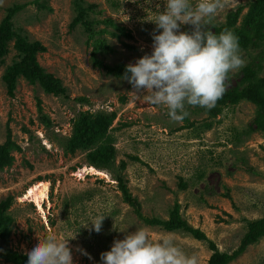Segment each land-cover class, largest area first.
Masks as SVG:
<instances>
[{
	"label": "rangeland",
	"instance_id": "1",
	"mask_svg": "<svg viewBox=\"0 0 264 264\" xmlns=\"http://www.w3.org/2000/svg\"><path fill=\"white\" fill-rule=\"evenodd\" d=\"M31 1L0 0V20L7 6L27 4L15 16L14 26L46 47L37 54V61L62 81L67 97L45 94L23 78H18L14 95L9 96L1 80L5 66L16 58L13 42L9 43L0 65V144L9 130L20 150L11 153L10 166L0 169V200L13 197L7 209L13 219L11 231L1 243L25 253L37 240L52 234L69 238L74 264H101L100 253L110 250L115 239L144 228L153 240L171 236L185 254L197 256L198 264H207L211 254L207 241L148 226L137 218L122 200L114 177L120 174L144 215L167 218L177 202L181 216L202 230L220 251L235 250L246 231V221L264 216V127L254 122L257 106L243 100L224 107L216 117H209L202 107L188 106L186 119L174 122L163 106L136 99L126 80L93 66V45L85 30L79 24L69 27L75 15L72 0H48L50 9H37ZM83 1L94 4L90 17L113 21L94 26L106 29L100 36L108 50L97 54L105 63L127 65L151 54V33L156 28L151 20L164 10L165 0ZM254 1L228 0L208 30L222 27L229 13L242 8L238 25ZM181 30L190 31V26L182 25ZM262 37L240 46L245 66L257 69V77L264 76V32ZM244 67L228 74L226 90L242 80ZM85 110L116 113L107 132L115 158L110 168L98 169L101 175L92 174L86 151L69 154L62 146L71 134L72 120ZM121 160L125 161L122 169ZM181 182L186 183L184 189ZM42 184L47 187L39 202L35 197L25 198ZM98 216H105L102 231L90 233L83 225ZM77 247L92 259L76 251ZM0 264L9 263L0 260ZM229 264H264V236Z\"/></svg>",
	"mask_w": 264,
	"mask_h": 264
},
{
	"label": "clouds",
	"instance_id": "2",
	"mask_svg": "<svg viewBox=\"0 0 264 264\" xmlns=\"http://www.w3.org/2000/svg\"><path fill=\"white\" fill-rule=\"evenodd\" d=\"M227 3L228 0H165L164 10L151 20L156 26L151 33V54L145 53L135 63H128L122 76L132 86L136 99L163 106L174 122H182L189 115L188 106L209 110L215 107L226 91L228 74L245 66L233 32L224 30L217 34L208 30ZM182 25L190 26V31H182ZM104 218L98 216L83 227L90 233H100ZM76 251L92 259L83 248L77 247ZM24 254L26 264H74L69 238L58 239L52 234L37 240ZM100 261L198 264L197 256L185 254L171 236L153 240L144 228L115 239L110 250L100 253Z\"/></svg>",
	"mask_w": 264,
	"mask_h": 264
},
{
	"label": "trees",
	"instance_id": "3",
	"mask_svg": "<svg viewBox=\"0 0 264 264\" xmlns=\"http://www.w3.org/2000/svg\"><path fill=\"white\" fill-rule=\"evenodd\" d=\"M48 0H33L37 9L47 8ZM27 5L26 3L13 4L5 8L3 17L0 20V65L4 62V57L9 52V43L16 54L15 59L7 64L1 75V80L9 96L13 97L17 86L18 78L25 79L31 85H38L45 94L52 96L67 97V88L62 81L53 73L47 72L37 61V54L44 52L46 47L40 41L29 40L18 28L14 26L15 16ZM72 8L75 13L69 27L72 29L76 25L83 27L87 34L88 41L93 45L91 52L92 64L101 68L106 74H111L117 78H122L126 64H108L99 58L97 54H103L108 50V45L104 38L100 36L105 32V28L95 29V24L100 22L112 23V19L98 20L90 17L94 12V4H86L83 0H72ZM47 9H50L49 7ZM242 8L228 14L225 24L214 26V33L229 30L238 38L239 46L245 47L247 43L255 37L261 38L264 32V0H255L248 7L247 12L240 19L237 25L239 12ZM120 32H124L122 27H117ZM118 37L119 34L111 33ZM130 36V34H126ZM263 38V37H262ZM257 69L245 66L242 80L229 90L217 101L212 109L203 108L209 117H216L224 107H234L243 100L252 102L257 106V114L254 122L257 126L264 127V76H256ZM87 101V100H85ZM124 101V98H121ZM116 117L114 111H80L72 120L71 134L62 141L65 153L73 154L77 150L86 151L88 164L97 169L110 168L115 158V150L111 143H108V130ZM186 119V118H185ZM47 123V122H46ZM48 124V123H47ZM211 122L206 123L209 127ZM20 150L19 145L11 139L8 130L6 140L0 144V169L10 166L13 162V151ZM137 159L136 157H132ZM125 167V161L121 160L119 168ZM122 194V200L128 204L136 214L137 218L148 226H157L166 231H181L188 233L197 240H205L211 254L207 264H229L249 244H253L264 236V216L247 220L246 231L241 238L239 246L231 253L220 251L215 243L207 238L202 230L190 225L180 214V205L175 202L169 209L168 217L146 216L141 212L138 199L130 194L120 174L114 176ZM181 188L186 187L185 182H181ZM13 202V197L8 195L0 200V260L9 264H26L27 256L24 252L15 250L1 243L6 242L11 231L13 222L8 213V208Z\"/></svg>",
	"mask_w": 264,
	"mask_h": 264
},
{
	"label": "bare ground",
	"instance_id": "4",
	"mask_svg": "<svg viewBox=\"0 0 264 264\" xmlns=\"http://www.w3.org/2000/svg\"><path fill=\"white\" fill-rule=\"evenodd\" d=\"M89 169H91V171H93L94 173L92 174H97V175H101L103 174L102 172L98 171V169H95L93 167H90ZM89 173V172H88ZM47 186L45 184H42L41 186L37 187L34 186V188H32L29 193L27 195H25V198H32L35 197L33 199H35L37 202H39L44 196H43V189L46 188ZM44 195H45V190H44ZM25 199V200H26ZM42 212H44V210H42Z\"/></svg>",
	"mask_w": 264,
	"mask_h": 264
}]
</instances>
